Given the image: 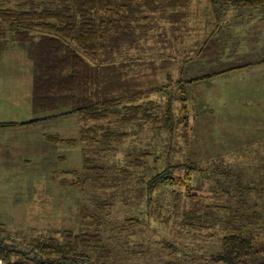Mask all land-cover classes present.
Instances as JSON below:
<instances>
[{"label":"rangeland","instance_id":"1","mask_svg":"<svg viewBox=\"0 0 264 264\" xmlns=\"http://www.w3.org/2000/svg\"><path fill=\"white\" fill-rule=\"evenodd\" d=\"M151 24L115 53L94 89L93 103L111 102L108 119L77 115L89 104L88 89L76 97L56 93L40 109L32 99V120L48 117L40 131L77 143L51 144L35 131L39 153L20 161L30 137L0 133V229L20 246L60 238L61 230H100L105 252H94L102 264H213L223 238L238 231L264 247V8L223 10L193 0L177 23ZM14 44L0 37V123L22 121L12 116L28 101L29 76L34 83L33 68L32 75L19 70L32 62ZM169 104L172 126L165 125ZM135 105L150 115L125 122ZM86 158L106 170L76 188ZM168 168L171 184L148 186ZM246 264H264V252Z\"/></svg>","mask_w":264,"mask_h":264},{"label":"trees","instance_id":"2","mask_svg":"<svg viewBox=\"0 0 264 264\" xmlns=\"http://www.w3.org/2000/svg\"><path fill=\"white\" fill-rule=\"evenodd\" d=\"M192 1L58 0L46 3L34 1L9 3L0 0V37L2 43L14 42V46L25 51L29 60L35 65V108L45 107L47 101H53L52 97L56 93L72 94L76 97L80 95L79 91L83 88L88 89L84 98L89 104L86 102V108L85 106L78 107L77 112L80 115L82 113L87 120L102 121L108 119L114 112H111L110 101L99 102L97 100L93 103L95 98H99L94 89L95 87L98 89L97 84H99V89L101 88V75L105 70H109L111 65H114L113 60L117 56L115 53H119L126 43H132L129 44L130 47L135 45L136 39L142 35L139 30L152 27L151 22L164 20L177 23L183 10ZM210 2L223 10L230 7L235 9L264 8V0H210ZM203 50H196V53ZM91 60L95 63L89 64ZM120 64L124 65V62ZM242 68L244 67L235 69ZM232 70L234 69L219 74ZM219 74L216 73L209 77ZM182 110L187 113L186 101L183 103ZM166 113L170 116L167 117L165 125L172 126L174 121L171 104ZM142 114L144 119L150 115L144 105L130 106L128 117L123 120L131 122ZM47 118L35 120L32 123L35 124ZM14 125L17 124L4 123L0 127ZM105 137L109 140L108 136ZM87 140L85 136V141ZM47 141L56 145H64L65 142L69 145L77 143L75 139H58V135L49 136ZM90 161L93 159L86 158L88 172L82 174V180L77 181L74 187L81 188L89 173L98 174V171L102 170L105 173V168L101 170L92 168ZM171 171L168 168L162 173L155 174L148 186L152 188L158 182L171 184L174 179ZM191 175L187 171L188 181L191 180ZM98 232L75 234L71 230H61L57 232L60 238L56 236L33 238L20 246L21 243H18L11 235L5 234V230L0 229V263L102 264L95 260L98 256V252H94L95 249L105 252L101 231L98 230ZM260 248L253 234L243 231L230 233L223 238L222 253L212 258L211 262L213 264H246L264 252V247Z\"/></svg>","mask_w":264,"mask_h":264},{"label":"crops","instance_id":"3","mask_svg":"<svg viewBox=\"0 0 264 264\" xmlns=\"http://www.w3.org/2000/svg\"><path fill=\"white\" fill-rule=\"evenodd\" d=\"M27 61L29 62H32L29 60L28 58V55H27ZM33 65V66H32ZM33 68V72H34V81H35V65L34 63L32 62V64H29V65H24V66H21V68H19V70H27L30 74H31V70ZM32 75V74H31ZM32 78L31 76H29V81H28V85H27V94H26V98L28 101H26V104H25V107L24 108H20L19 110V114H15L13 115L12 117H18V119H14V120H22V121H10V122H6L7 124H10V123H15L17 125H14L12 127H3V129H0V133H2V130H6L8 131V133L13 137L17 136L16 133L18 134H23L24 136H29L30 138L27 139L28 142H30V145L27 146V151L20 154V161H22L24 158H28L30 160H32V153H39V152H36L34 150H32V134L35 132V131H39L41 134H44L42 136V139L43 141L49 137V133H46L45 131H40V130H44L43 128H39V123H35L33 124L32 122L35 121V120H32V99H33V108H35V104H34V95H35V92H34V83L32 84L31 82ZM30 102V103H29ZM77 115H79L81 117V115L79 113H77ZM3 116V115H1ZM42 119V118H40ZM36 120H39V119H36ZM1 124H4V123H0ZM36 126H38V128H35ZM33 131V132H32ZM44 132V133H42ZM22 145V149L21 151H24V142L21 144ZM2 150V147L0 146V156L3 157V152L1 151ZM13 151H15V154H17V151H19L18 149H13ZM10 158H12V156H10Z\"/></svg>","mask_w":264,"mask_h":264},{"label":"built area","instance_id":"4","mask_svg":"<svg viewBox=\"0 0 264 264\" xmlns=\"http://www.w3.org/2000/svg\"><path fill=\"white\" fill-rule=\"evenodd\" d=\"M1 264V263H0Z\"/></svg>","mask_w":264,"mask_h":264}]
</instances>
